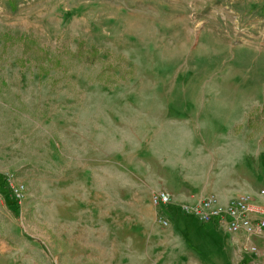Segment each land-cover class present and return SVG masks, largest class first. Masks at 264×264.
Here are the masks:
<instances>
[{"label":"rangeland","instance_id":"374dc122","mask_svg":"<svg viewBox=\"0 0 264 264\" xmlns=\"http://www.w3.org/2000/svg\"><path fill=\"white\" fill-rule=\"evenodd\" d=\"M170 88L255 95L264 189V0H0V264H180L147 192ZM243 238L221 264H264Z\"/></svg>","mask_w":264,"mask_h":264},{"label":"crops","instance_id":"0c3cea01","mask_svg":"<svg viewBox=\"0 0 264 264\" xmlns=\"http://www.w3.org/2000/svg\"><path fill=\"white\" fill-rule=\"evenodd\" d=\"M151 96L149 151L155 178L149 194L164 190L177 203H192L216 193L226 204L242 193H260L254 142L239 135L255 109L254 94L242 89L170 88ZM150 207L156 206L150 202ZM159 214L169 225L158 221L165 229L159 227L157 235L177 253L180 264H221L232 248L229 241L244 236L245 243L247 238L203 223L178 205L159 207Z\"/></svg>","mask_w":264,"mask_h":264},{"label":"built area","instance_id":"2783aa9c","mask_svg":"<svg viewBox=\"0 0 264 264\" xmlns=\"http://www.w3.org/2000/svg\"><path fill=\"white\" fill-rule=\"evenodd\" d=\"M264 194V189L260 195ZM152 204L166 208L178 205L185 214L195 216L203 223H214L230 234L244 233L247 243L244 249L250 253L257 251L254 239L264 238V202L254 194L242 193L222 204L216 193H210L200 200L192 203H177L172 194L158 190L152 194ZM160 222L168 226L169 221L160 215Z\"/></svg>","mask_w":264,"mask_h":264},{"label":"trees","instance_id":"16d2710c","mask_svg":"<svg viewBox=\"0 0 264 264\" xmlns=\"http://www.w3.org/2000/svg\"><path fill=\"white\" fill-rule=\"evenodd\" d=\"M250 120H251V117L249 119V123H250ZM3 180H4V183L8 189V192L9 194L11 193V197L9 198L8 195H7V191L3 190V187L1 188L0 187V193L2 194V196L6 199V203L8 205V207L14 211V212H17V210L20 208V203H19V200L18 198H14V192H13V189H11L9 186H8V180L6 177H3ZM13 194V196H12Z\"/></svg>","mask_w":264,"mask_h":264}]
</instances>
